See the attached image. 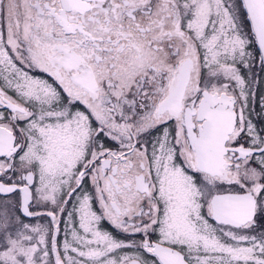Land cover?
I'll return each instance as SVG.
<instances>
[{
	"label": "snow or ice",
	"instance_id": "6c2138e0",
	"mask_svg": "<svg viewBox=\"0 0 264 264\" xmlns=\"http://www.w3.org/2000/svg\"><path fill=\"white\" fill-rule=\"evenodd\" d=\"M0 264H264V0H0Z\"/></svg>",
	"mask_w": 264,
	"mask_h": 264
}]
</instances>
